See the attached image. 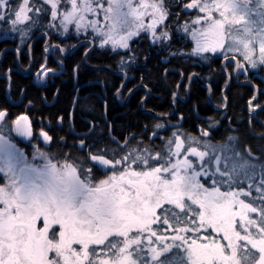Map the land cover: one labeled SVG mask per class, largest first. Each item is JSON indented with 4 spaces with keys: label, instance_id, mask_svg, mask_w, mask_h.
I'll use <instances>...</instances> for the list:
<instances>
[{
    "label": "snow or ice",
    "instance_id": "1",
    "mask_svg": "<svg viewBox=\"0 0 264 264\" xmlns=\"http://www.w3.org/2000/svg\"><path fill=\"white\" fill-rule=\"evenodd\" d=\"M174 7L195 13L176 23L192 44L179 54H223L222 70L264 82V0H0V25L21 40L45 15L44 26L61 35L74 30L87 38L91 30L90 47L98 41L126 50L124 71L136 59L134 37L171 45L169 19L180 15ZM53 71L41 63L36 78ZM256 98H249L250 114L264 109ZM10 114L0 105V264H264V159L247 144L237 147L231 132L212 142V117L208 127L197 126L198 135L170 124L155 150L142 138L130 145L132 133L117 139L111 125L105 140L93 125L76 133L84 139L68 151L34 145L39 159L29 160L11 139L12 132L32 135L29 117ZM164 129L158 121L149 139ZM94 171L105 174L96 178Z\"/></svg>",
    "mask_w": 264,
    "mask_h": 264
},
{
    "label": "flooded vegetation",
    "instance_id": "2",
    "mask_svg": "<svg viewBox=\"0 0 264 264\" xmlns=\"http://www.w3.org/2000/svg\"><path fill=\"white\" fill-rule=\"evenodd\" d=\"M181 2L186 3L187 0H181ZM172 11L174 13L179 12L180 15L178 17L174 15L169 19V24L171 25L173 32L171 45L162 49L147 39L146 35L142 34L139 38L134 37L130 43L132 44V51L136 53V59L131 62L129 67L124 68V71L120 70L119 59L123 56L127 60L126 50L110 49L108 47L101 48L98 47L97 43L90 47L89 45L92 42L91 34L89 33H87L86 38V34L83 32L77 35L75 31L72 32L71 30L69 33L66 32L61 35L56 31L54 33L52 30L46 28L33 33L32 35L30 34L27 38L28 41L26 42L25 50H20L21 40H19V36L11 38L8 35H1L4 37L0 40V68L7 52L13 51L14 64L13 66H9L4 72H0V105L7 104V106L10 107L11 114L8 117L9 120L21 113L27 115L32 128V135L30 137L22 135L19 136L16 132H12L11 139L13 142L18 147L21 146L20 149H23L26 154L28 151H30V153L33 152L34 145L48 153H62L64 150L57 149L58 145L64 144L58 142L60 137H65L67 141L66 144L71 145L74 140L79 141L80 139H84L83 135H76V133H82L86 130V127H91L93 125L96 126L97 131H104L105 140H107L106 138L109 125H111L112 129L111 135L117 137V139L121 141L124 140V137L127 134H134L129 141L130 145H133L134 140H138L136 137L140 136V138H143L142 132H127V130L120 132L121 128L119 127V117L113 119L112 123V121L110 122L108 120L107 116V101H111V103H114L117 106L112 109H117L116 114L118 115L120 114L119 108L125 106L127 108L133 107L131 100L135 97V99H137V96L135 95L137 90H141V98L137 104L138 108L141 111H150V108L145 107L143 104L144 101L152 95V91L149 87L145 86L144 83L150 76L151 69H149L150 67H146L141 60L151 59V62L160 60L162 65L165 67L168 65V61H170V59L171 63L175 64L178 62L179 64L180 62L181 65H183V62L188 59L189 63L192 64L199 65L201 63H209L214 69V72L217 65H219L220 68L224 67L221 63L224 59L223 54L217 55L209 53V58L207 60H201L199 57H193L191 55L185 56L178 53V49H185V47L183 33L176 31V23H183L186 17L195 15V13L191 10L181 11L179 7H174ZM73 34L75 39L68 40V37L73 36ZM189 42L191 48L192 44L190 39ZM18 45L19 50L17 47ZM53 45H56L57 47L54 49ZM60 45L66 46V51L62 54L58 51V46ZM86 48L88 49L87 53L85 52ZM94 50H101V52L105 51L112 54L113 63L111 65L108 64V66L104 64L88 63L86 58ZM79 51L81 52V63L87 68L95 69L93 73L83 70H79L77 72L67 69L70 64L69 59L71 55ZM41 57L44 59V62L42 63H45L47 58L51 57V59L55 62V66L48 68L55 69V71L50 74H46L44 79L38 80L36 78V70L39 68V65L37 64ZM60 61H63V63H60ZM76 67L77 66H75V68ZM172 67H169V69L172 70ZM181 67L180 65H177V67L174 68H177L178 71H180V79L183 78ZM163 72L165 73V68L163 69ZM189 73L193 74L191 78H189ZM189 73L186 77L187 87L185 88L184 96L176 95L174 97L172 95L170 99L172 105H174V102L176 101L179 104L187 103L189 99V85L192 80H196L199 84L206 88V99L210 107L215 111H225L227 106L225 97L221 103L224 105L223 107L220 106L221 104L217 105L213 103L210 98V93L213 90V85L216 81V73H207V75H209L208 79L210 78L211 81L210 83L205 81L203 78L202 79L204 81L201 80L199 78L200 72H197L195 69L191 70ZM11 74L15 75V82ZM205 76L206 75L203 77ZM16 78H20L21 81ZM224 78L225 81L221 88V95H223V92L230 86H232V88H239L240 85H248L251 88L250 97H252L254 93L257 96L255 103L257 105L264 104V82L256 76L249 74L246 78L244 74L237 75L235 72L229 73L224 71ZM18 81H20V83ZM17 83H19L18 86H16ZM94 84H99L100 88L96 90ZM67 85L70 88V104L67 108V112L64 114L65 108L60 106L61 103L58 99L60 96V90H63L62 88L65 89L64 86ZM28 87L37 90L38 97L42 101L43 108L49 110L50 107L55 106L56 111H54L56 113L54 115L48 114V112L43 114L39 110V108H41L39 107V104L30 100L26 94L25 90H27ZM22 89L23 91H21ZM117 89H120L119 93H117ZM129 89H131V91H129ZM95 98L101 101L102 117L98 116L100 113L95 106H92V101ZM29 101H31L30 104ZM248 105L249 98H246L245 106L247 114L250 116L249 121L251 120V123L248 124L249 131L252 127L256 128L257 125L263 126L264 131V109L256 110L250 114ZM29 109L33 110L34 113H30ZM165 113L168 115L157 116V118L163 119L161 123L165 125V128H171L169 125H174L177 122H179L180 127L184 122L183 117L181 119L180 113L176 112V108H174L172 112L169 110ZM156 123L157 122L150 123L148 126H153ZM146 125L147 124L145 123L144 129L142 130L143 132L145 131ZM230 125L231 128H233L232 123H230ZM103 126H106V129ZM41 129L47 131L49 135L53 137L52 141H44L43 136L40 134ZM256 130L257 132L255 135L260 137L258 134L262 131H260L259 128H256ZM161 131V137H164L165 129ZM152 133L153 132L148 133V137ZM125 151H127V149H125ZM57 158H63L62 154L57 156ZM104 174L105 173L103 172L94 171V176L96 178H99ZM2 182L3 179H0V183Z\"/></svg>",
    "mask_w": 264,
    "mask_h": 264
},
{
    "label": "trees",
    "instance_id": "3",
    "mask_svg": "<svg viewBox=\"0 0 264 264\" xmlns=\"http://www.w3.org/2000/svg\"><path fill=\"white\" fill-rule=\"evenodd\" d=\"M15 0H13V3ZM39 2V0H37ZM47 15L42 17L41 24L39 27L33 28L31 30V35L33 33L38 32L39 30L46 29L44 26L45 21L47 20ZM3 25H0V36L4 35L2 31ZM55 33V30H52ZM8 36L11 38H16L19 36V34H12L9 33ZM69 39H75V36H69ZM19 40H21L19 38ZM27 38L20 41V50H25ZM184 47L185 50H188L190 48V42L189 40L184 39ZM97 50L90 53L86 61L88 63L93 64H104V65H111L113 63L112 54ZM192 59V58H190ZM151 60V59H150ZM150 60H141V62L146 66L150 67L151 74L146 79L145 86L149 87L152 91V95L148 97L144 101V106L147 108H150V111H141L138 108V103L141 96V90H137L135 95L137 96V99L133 98L132 106L130 108L121 107L119 108L120 114H116L117 109H112L114 107H117L114 103H111V101H107V116L108 120L113 123V119L116 117H119V127L121 128L120 132H123V130L129 131H135V133H141L142 132V139L145 143L151 144L153 146V149L155 150L156 147L160 146L162 144L161 135L162 131L157 130L158 135H156L153 139H149L148 133L153 132V126H148L150 123L153 122H161L163 119L157 118V116L162 115L163 113L170 110V112L173 111L174 108H176V112L180 113L181 119L183 117L184 122L180 126V128L184 129L187 132L193 133V134H199V128L198 125H203L205 127H208L210 124V121L208 120V117H212L217 123L213 125L209 131L211 132V136L209 139L212 142H224L225 138L228 136V134L231 132L236 137H238V140L236 141L237 147H239L241 150H243L244 145H249L253 152L261 156V159H264V152H261L260 150L264 148V138L257 137L255 134L257 132L256 128H259L260 131H263V126L257 125L256 128L252 127L249 131L248 124L250 116L247 114L246 110V98H250L251 96V88L248 85H240L239 88H235L232 86L228 87L224 92L223 95H221V88L224 84L225 78H224V70L223 68H220L219 65L216 66L215 72L212 68L211 64L209 63H201V64H192L189 63V60L187 59L185 62H183V65L178 62L173 64L170 61H168V65L165 67L162 65L160 60L157 61H150ZM69 67L68 70H73L76 67V71L79 70L88 71L93 73L95 69L87 68L84 66L81 62V52L74 53L71 55ZM44 62V59L41 57V59L38 60V64ZM26 63V62H25ZM47 67H53L55 66V62L51 59V57L47 58L46 60ZM14 64V53L13 51L7 52L6 56H4V59L1 63L0 72H4L9 66H13ZM208 64V65H207ZM177 65H180L183 73V78L180 79V71L178 69H174L177 67ZM174 66V67H172ZM195 66V67H193ZM169 67L173 68L172 70L169 69ZM165 68V73L163 72V69ZM169 69V70H168ZM196 70L197 72H200L199 78L201 80H205L207 82H211L210 78L208 79L209 75L207 73H216L215 74V84L213 85V90L210 93V98L213 103L215 104H221L223 102L224 97L227 101V106L225 111H215L213 110L206 99V88L203 87L201 84H199L196 80H192V82L189 85L188 89V101L185 104H179L177 101L174 102V105L170 102V99L173 95V93H177V95L184 96L185 93V86H186V77L187 74L191 70ZM13 76V80L15 82V75L11 74ZM206 75L205 77H203ZM79 77V76H78ZM203 78V79H202ZM18 79V78H16ZM20 80V78L18 79ZM148 80V81H147ZM203 80V81H204ZM21 81V80H20ZM20 81H18L20 83ZM19 83L16 84V86L19 85ZM211 85V84H210ZM62 88L63 90H60V96L58 101H60V106L65 108V112H67V108L70 104V88L69 86H64ZM94 87L96 90L100 88L99 84H94ZM26 94L28 95L29 99L32 101H35L39 104V110L44 114L45 112H48V114L54 115L56 112L55 106H52L49 108V110L46 108H43L42 101L38 97L37 90H34V88L28 87L27 90H25ZM102 96V95H101ZM92 106L96 107L98 112L100 113L98 116L102 117V104L101 101L97 98H95L92 101ZM174 107V108H173ZM61 108V107H60ZM57 109V108H56ZM55 110V111H54ZM116 110V111H114ZM30 113H34L33 110H30ZM148 112V113H146ZM116 114V115H115ZM115 115V116H114ZM146 125L145 131L144 124ZM230 123H232L233 128H231ZM106 129V126H103ZM119 128V129H120ZM172 128V127H171ZM171 128H165L164 137H166ZM114 129V126H113ZM140 139V136L136 137ZM107 139V138H106ZM137 140H134L133 145H136ZM71 145H68L66 143L58 145L57 149L68 151L69 147ZM143 147L144 145H140ZM72 151L76 154L78 153L76 148H72ZM259 177H257L258 179Z\"/></svg>",
    "mask_w": 264,
    "mask_h": 264
},
{
    "label": "rangeland",
    "instance_id": "4",
    "mask_svg": "<svg viewBox=\"0 0 264 264\" xmlns=\"http://www.w3.org/2000/svg\"><path fill=\"white\" fill-rule=\"evenodd\" d=\"M69 32H70V31H69ZM69 32H67V33H69ZM72 32H74V30H72ZM83 33H84V32H83ZM88 33L91 34V30H89ZM97 45H98V47H100L99 44H98V41H97ZM107 47L110 48V49H113L110 45L107 46ZM16 134H18V133H16ZM18 135L21 136L20 134H18ZM17 147H18V146H17ZM20 147H21V146H20ZM20 147H19V148H20ZM41 150H42V149H41ZM25 155L29 158V160H33V159L38 160V159H39L38 157L33 158V152L30 153V151H28L27 154H26V152H25ZM229 163H231V161H230ZM2 177H3V174L0 173V179H2Z\"/></svg>",
    "mask_w": 264,
    "mask_h": 264
},
{
    "label": "water",
    "instance_id": "5",
    "mask_svg": "<svg viewBox=\"0 0 264 264\" xmlns=\"http://www.w3.org/2000/svg\"><path fill=\"white\" fill-rule=\"evenodd\" d=\"M4 36H0V40L3 38Z\"/></svg>",
    "mask_w": 264,
    "mask_h": 264
}]
</instances>
